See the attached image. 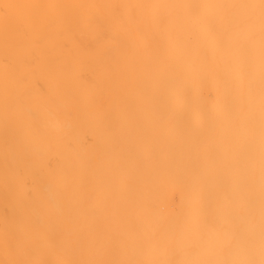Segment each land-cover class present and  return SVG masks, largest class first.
Masks as SVG:
<instances>
[{
    "label": "bare ground",
    "instance_id": "obj_1",
    "mask_svg": "<svg viewBox=\"0 0 264 264\" xmlns=\"http://www.w3.org/2000/svg\"><path fill=\"white\" fill-rule=\"evenodd\" d=\"M0 264H264V0H0Z\"/></svg>",
    "mask_w": 264,
    "mask_h": 264
}]
</instances>
